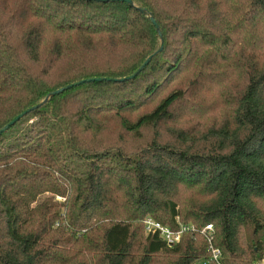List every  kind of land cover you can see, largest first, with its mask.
<instances>
[{"label": "trees", "instance_id": "16d2710c", "mask_svg": "<svg viewBox=\"0 0 264 264\" xmlns=\"http://www.w3.org/2000/svg\"><path fill=\"white\" fill-rule=\"evenodd\" d=\"M130 1L0 0V264H263L264 0Z\"/></svg>", "mask_w": 264, "mask_h": 264}, {"label": "built area", "instance_id": "2783aa9c", "mask_svg": "<svg viewBox=\"0 0 264 264\" xmlns=\"http://www.w3.org/2000/svg\"><path fill=\"white\" fill-rule=\"evenodd\" d=\"M144 224L147 234H158L170 247H173L180 242L184 232H187L189 230H196L194 228L189 229L186 227H182L180 230L174 231L171 230L169 227L163 226L150 218L146 219L144 221ZM201 234L207 241L208 251L210 253V261L213 263L215 262V264H222V252L220 249L215 247L214 244V228L211 225H208L202 230Z\"/></svg>", "mask_w": 264, "mask_h": 264}, {"label": "water", "instance_id": "95a60500", "mask_svg": "<svg viewBox=\"0 0 264 264\" xmlns=\"http://www.w3.org/2000/svg\"><path fill=\"white\" fill-rule=\"evenodd\" d=\"M96 1H98V2H104V3H107V2H110V1H113V2H126V3H128L129 5H133V3H132V1H130V0H96ZM147 14V13H146ZM147 16H149V14H147ZM150 17V20L152 21V23H153V25H155V26H157V22L151 17V16H149ZM157 32L160 34V31H159V29H158V27H157ZM159 53H160V51H158ZM156 54H158V53H156ZM149 63H150V59L148 60V61H146V63L143 65V67L140 69V70H138L133 76H131V77H129V78H127V79H122V80H117V82H124V81H129V80H133L144 68H146L148 65H149ZM93 81H98V82H100L101 80L100 79H98V80H93ZM86 81H82V82H80L78 85H82L83 83H85ZM89 82H91V81H89ZM74 86H68V87H66V88H63V89H60V90H58V91H56V92H54L52 95H51V97H54V96H57V95H60V94H62V93H64L65 91H68V90H70L71 88H73ZM37 107H34V108H31V109H29L28 111H26L25 113H23V114H21L20 116H18L16 119L14 118V120L11 122V123H9L3 130H1L0 131V136L3 134V133H5L9 128H11V127H15V125H16V123L18 122V121H20L21 119H23L28 113H30L31 111H33L34 109H36Z\"/></svg>", "mask_w": 264, "mask_h": 264}, {"label": "rangeland", "instance_id": "374dc122", "mask_svg": "<svg viewBox=\"0 0 264 264\" xmlns=\"http://www.w3.org/2000/svg\"><path fill=\"white\" fill-rule=\"evenodd\" d=\"M196 264V263H195ZM198 264H200V263H198Z\"/></svg>", "mask_w": 264, "mask_h": 264}]
</instances>
